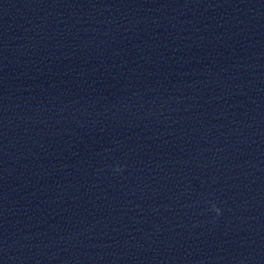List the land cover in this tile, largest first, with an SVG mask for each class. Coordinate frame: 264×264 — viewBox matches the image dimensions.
I'll return each instance as SVG.
<instances>
[{"label":"water","instance_id":"1","mask_svg":"<svg viewBox=\"0 0 264 264\" xmlns=\"http://www.w3.org/2000/svg\"><path fill=\"white\" fill-rule=\"evenodd\" d=\"M0 264H264V0H0Z\"/></svg>","mask_w":264,"mask_h":264},{"label":"clouds","instance_id":"2","mask_svg":"<svg viewBox=\"0 0 264 264\" xmlns=\"http://www.w3.org/2000/svg\"><path fill=\"white\" fill-rule=\"evenodd\" d=\"M214 207V210L217 212V213H219V209L218 208H215V206H213Z\"/></svg>","mask_w":264,"mask_h":264}]
</instances>
